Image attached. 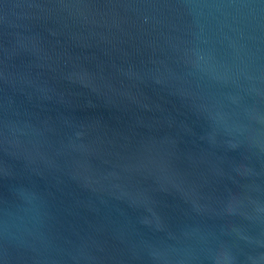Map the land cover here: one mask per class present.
Masks as SVG:
<instances>
[{"label":"water","instance_id":"water-1","mask_svg":"<svg viewBox=\"0 0 264 264\" xmlns=\"http://www.w3.org/2000/svg\"><path fill=\"white\" fill-rule=\"evenodd\" d=\"M0 264H264V0H0Z\"/></svg>","mask_w":264,"mask_h":264}]
</instances>
